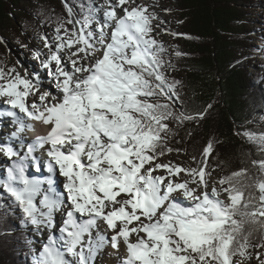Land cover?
Returning a JSON list of instances; mask_svg holds the SVG:
<instances>
[{"label": "snow or ice", "instance_id": "obj_1", "mask_svg": "<svg viewBox=\"0 0 264 264\" xmlns=\"http://www.w3.org/2000/svg\"><path fill=\"white\" fill-rule=\"evenodd\" d=\"M158 7L170 12L159 0H88L79 12L64 0L67 18L56 17L51 40L40 36L47 53L33 54L40 71L0 68V117L14 126L0 140L10 162L0 172L7 194L0 207L18 212L37 234L48 230L33 264H97L107 245L119 252L121 241L126 254L118 264H250L249 249H264V159L251 161L257 176L240 168L217 180L213 138L199 158L191 157L194 167L160 162L182 152L167 145L170 123H198L212 106L184 111L181 82L168 75L174 65L167 48L153 36L158 28L182 34L161 27ZM41 72L55 82L56 94L44 87ZM236 134L264 154V133ZM30 167L47 177L30 175ZM57 172L66 196L54 187ZM255 257L264 264V252Z\"/></svg>", "mask_w": 264, "mask_h": 264}, {"label": "trees", "instance_id": "obj_2", "mask_svg": "<svg viewBox=\"0 0 264 264\" xmlns=\"http://www.w3.org/2000/svg\"><path fill=\"white\" fill-rule=\"evenodd\" d=\"M61 2L64 0H0V36L13 37L39 23L55 27L56 17H63L58 9ZM175 2V33L182 34L176 36V50L182 55L177 57L175 51H167L165 58L174 65L168 75L181 82L178 91L188 114L212 107L198 123H170L174 135L167 145L199 158L203 146L214 138L219 141L211 159L214 172L222 177L247 168L257 176L251 161L264 159V154L236 133H264V68L249 73L257 61L248 60L256 48L252 42L262 39L257 34L249 36L260 25L256 26L251 16L257 8L263 9L264 0ZM67 3L79 12L81 3L87 4L88 0ZM5 61L0 44V68L5 67ZM6 195L0 190V204H4ZM20 219L18 212L14 215L0 207V264H33L35 251L21 230Z\"/></svg>", "mask_w": 264, "mask_h": 264}, {"label": "rangeland", "instance_id": "obj_3", "mask_svg": "<svg viewBox=\"0 0 264 264\" xmlns=\"http://www.w3.org/2000/svg\"><path fill=\"white\" fill-rule=\"evenodd\" d=\"M141 1H146V0H141ZM94 2L96 4H99L102 2V0H94ZM159 5L162 6L163 8L170 9V12H168V13H166L164 11L160 12L161 15L164 16L163 20L166 21V23L164 25H162L161 27L164 29H167L171 32H175L176 29L178 30V28L175 25V22L177 20V17L175 15V9H176L175 0H159ZM58 9H60V12L63 14V17L67 18V13L65 11L63 2L59 3ZM158 9H160V8L158 7ZM251 18L256 19L255 20L256 26H257V24H260V25L258 28L255 29L254 32H250L249 36L254 38L255 37L254 35L257 34L262 39H257L258 42L256 41L255 43L252 42V45H254L256 48L254 49L255 50V52L253 53L254 56H252V58H248V60L255 59L257 62H255V64H254L255 67L252 70H249V73L255 72L256 69H263L264 68V7L262 10L257 8L256 12L251 16ZM70 27H71V25H70ZM54 28H55L54 25H46V24L43 25L42 23H39V24H36L35 26H33L32 28L26 29V31H23V32L21 31L20 34L15 35L13 37L6 38V37L0 36V44L3 48V57H5V60H6L4 69L7 70L8 69L7 67L11 66V67H15L18 70H19V68H21L23 70L22 72L24 73L25 68H26L25 66H27V64H30L31 65L30 69L27 68L29 71H32L33 66L35 67L36 71H40V62L37 59H33V54H34V52H36L38 50L46 53V48L43 47V41L40 39V36L43 34H47L49 39L51 40ZM153 36L165 45V47L167 48V51L174 52V50H176V48H177L176 45L178 42L176 37H173L172 35H168L166 32L161 31L159 28L157 29V31H155L153 33ZM31 40H32V42H31ZM33 43L34 44L40 43V45L42 46V50L39 48H35L33 46ZM257 63L259 66L257 65ZM44 74H46V73H44ZM44 81H46V84H44V87L45 88L48 87L47 88L48 90L56 93V89L54 86L55 82L49 81L47 79V77H44ZM6 134L7 133L4 132V135H6ZM171 158L174 160L175 163L185 162L186 164H189V165L192 164L191 157L183 154L182 152L179 154L177 152H172V153H170L164 157H161L160 162H162V163L166 162ZM5 165L6 164H3V163L0 164V168H2V169L4 168V171H6ZM194 166L195 165L193 164V167ZM31 169L32 168L30 167V173H31ZM2 172H3V170H2ZM40 173L42 174L41 176L47 177L45 175V171L40 172ZM159 174H162V173H159V172L154 173V175H159ZM213 175H218V177L221 178L219 172H217V171L213 172ZM59 184H61V182ZM44 188H47V185ZM60 188H62V191L64 190L63 186H60ZM223 199H224V197H223ZM38 200L39 199H37V203H38ZM65 211H66V208H65ZM55 218L58 221L56 229L58 230L57 232H58V236H59L60 235L59 226L62 223V214L60 212H57L55 215ZM31 227H33V226L30 224L27 226L23 225L21 230L29 238L28 240L32 241V243L29 245L32 246V248L34 249V251H35L34 255H38V250L41 248V242L40 241L35 242V237H34V235H32L34 233V231L33 230L31 231ZM41 229H43V233H44L43 235H44V237H46V240H47L48 231L44 230V228H41ZM41 232H42V230H41ZM35 234H36V236H38V237L40 236V238H41L40 234H37V233H35ZM93 235H95V232L93 233ZM36 245H39V247ZM249 251L253 253L251 260L257 262L256 257H255V252L260 251V250L251 249ZM102 256H103V254H102ZM69 259H71V257H69ZM236 259H239V258L237 257ZM246 262L247 261H245V263ZM97 264H102L100 257L97 258Z\"/></svg>", "mask_w": 264, "mask_h": 264}, {"label": "bare ground", "instance_id": "obj_4", "mask_svg": "<svg viewBox=\"0 0 264 264\" xmlns=\"http://www.w3.org/2000/svg\"><path fill=\"white\" fill-rule=\"evenodd\" d=\"M137 3H141V4H146V5H151V4H153L154 3V0H146V1H141V0H137ZM151 3V4H150ZM153 9L150 7L149 8V11H152ZM156 10V12H157V14L159 15V17L163 20L164 18V16H162L161 15V11L162 10H160V9H158V8H156L155 9ZM157 31V30H156ZM32 37V36H31ZM31 42H32V40H31ZM33 46L35 47V48H39V49H41L42 50V46L40 45V43H36V44H34L33 43ZM47 49H46V53H47ZM12 59V58H11ZM30 64H27V66H25L26 68H28V69H30ZM9 67H11V66H8L7 68H9ZM17 71H19L22 75H23V70L21 69V68H19V70L17 69ZM42 73V72H41ZM43 77H46V74H44V72L41 74ZM44 84H46V81H44ZM48 88V87H47ZM53 94H56L55 92H52ZM32 98H30V100H31ZM38 102V101H37ZM3 109H0V111H2ZM7 120V121H6ZM6 123H10V120L8 119V118H2V117H0V133H4V132H6L7 134H9V132H7L6 131ZM2 126H3V128H2ZM39 127H41V126H39ZM43 128V127H42ZM7 134L6 135H3V136H0V140H6V137H7ZM14 146H16L17 147V145H15V142H14ZM17 150H19L18 149V147H17ZM44 158H45V161H46V159H47V157L46 156H43ZM169 160H171V161H173L174 162V160L171 158V159H169ZM168 160V161H169ZM168 161H166V162H163V163H167ZM7 162H8V160H7V157H5L4 155H3V153H0V164L1 163H3V164H7ZM182 163V162H181ZM185 165H189V164H186L185 162H183ZM177 164H180V163H177ZM191 166H193V164H191ZM42 167H43V164H42ZM32 168V167H31ZM2 170L4 171V168L2 169V168H0V172H2ZM34 170L35 169H31V175H35V176H37V177H43V176H41L42 174L39 172V173H37V172H35V174H34ZM29 172H30V168H29ZM45 175H46V173H45ZM160 175V174H159ZM47 176V175H46ZM213 177L215 178V179H219V177H218V175H213ZM53 179H54V181H55V184H54V187H55V189H56V191L57 192H61L64 196L65 195H67V193L66 192H64V190L62 191V188H60V186H63V183H64V177H62V176H60L59 175V173L57 172L54 176H53ZM61 182V184H59ZM46 185H43V187H45ZM37 199H39V198H37ZM182 199V198H181ZM221 199H223V196L221 197ZM185 203H187V202H185ZM55 223H56V225L58 224V221L56 220V218H55ZM61 225V224H60ZM34 231V233L32 234V235H34V237H35V240L38 242V240H37V236H36V231H35V228L34 227H31V231ZM42 230V233H43V229H41ZM44 230H47L46 228H44ZM48 231V230H47ZM54 234L58 237V230L55 228L54 230ZM100 231L104 234V235H106L107 237H109V239H110V237H111V232H109V231H107L106 230V227L105 226H101V229H100ZM57 233V234H56ZM44 234V233H43ZM131 239L134 241L135 240V236H133V237H131ZM40 240H42V242H45L46 241V237H44V235H41V238H40ZM36 246H38L39 247V245H36ZM103 256H102V259H101V261H102V264H118V259H117V257L119 256V257H123L126 253H125V250H124V246H123V242L121 241V247H120V250H119V252H117L115 249H112L111 248V246H110V244L109 245H107L106 247H105V249L103 250ZM245 264H249V262H246ZM250 264H258L256 261H253V260H251V262H250Z\"/></svg>", "mask_w": 264, "mask_h": 264}]
</instances>
